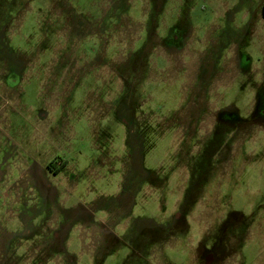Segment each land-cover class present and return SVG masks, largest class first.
<instances>
[{
	"label": "rangeland",
	"instance_id": "374dc122",
	"mask_svg": "<svg viewBox=\"0 0 264 264\" xmlns=\"http://www.w3.org/2000/svg\"><path fill=\"white\" fill-rule=\"evenodd\" d=\"M263 7L0 0V264H264Z\"/></svg>",
	"mask_w": 264,
	"mask_h": 264
},
{
	"label": "trees",
	"instance_id": "16d2710c",
	"mask_svg": "<svg viewBox=\"0 0 264 264\" xmlns=\"http://www.w3.org/2000/svg\"><path fill=\"white\" fill-rule=\"evenodd\" d=\"M262 12H263V15H264V7L262 8ZM58 167L62 168L63 164H60V166H58Z\"/></svg>",
	"mask_w": 264,
	"mask_h": 264
},
{
	"label": "flooded vegetation",
	"instance_id": "af4514ba",
	"mask_svg": "<svg viewBox=\"0 0 264 264\" xmlns=\"http://www.w3.org/2000/svg\"><path fill=\"white\" fill-rule=\"evenodd\" d=\"M61 164V163H60ZM63 166H65V164H63ZM50 169V168H49Z\"/></svg>",
	"mask_w": 264,
	"mask_h": 264
}]
</instances>
